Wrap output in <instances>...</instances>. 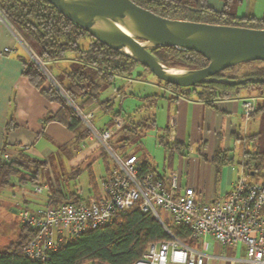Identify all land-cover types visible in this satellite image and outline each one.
I'll return each instance as SVG.
<instances>
[{
  "label": "trees",
  "instance_id": "16d2710c",
  "mask_svg": "<svg viewBox=\"0 0 264 264\" xmlns=\"http://www.w3.org/2000/svg\"><path fill=\"white\" fill-rule=\"evenodd\" d=\"M131 1L166 18L264 28V16L260 18L251 15L238 16L228 10L227 0H223L220 10L212 7L209 0ZM0 12L32 50L47 63L54 81L61 89L60 92L52 85L45 86L46 76L28 58L23 59L22 74L30 84L39 89L48 101L59 104L57 112L47 115L45 121L55 120L64 124L74 133L73 145L85 141L90 135L75 108L81 112L91 111L94 108L101 109L104 114L109 115V119L105 123L107 127L111 125L115 117L123 118L124 124L121 131L119 130L123 134L140 135L153 125V113L151 117L141 116L134 120L131 116L123 114L120 103L115 106L114 96L100 97L102 91L109 86H113L116 94L120 95V100L124 95L132 94L124 92L122 85L115 84L117 77H131L135 68L140 67L141 70L135 76L141 78L145 72L151 73L148 68L93 38L87 31L61 14L47 0H0ZM82 39H86V45L80 43ZM148 50L163 64L170 67L197 69L208 64V60L194 50L173 46L151 47ZM65 59L70 60L67 64L61 65L59 62ZM243 63L264 65L262 60ZM233 68L234 66L223 69L214 77L219 79L264 78V66L251 70L241 77L226 75ZM156 79L164 86L180 91L184 95L194 92L200 100L207 102H211L217 97L235 96L242 89H257V91L264 89V83L255 82L237 85L200 82L194 86L180 87L157 77ZM158 96L160 95L143 96V99L148 103V109L152 107ZM9 125L12 127V122ZM119 141L120 143H118ZM119 141L112 142L111 145L120 147L126 146L128 143L127 138H122ZM165 145L177 146L174 141L166 142ZM61 148L65 149L66 147L61 146ZM222 154V152L215 153L213 160L222 162ZM249 159L248 153L244 152L241 164L247 175L252 171H249ZM28 163H33L34 168L30 169ZM44 163L45 161L28 158L24 153L12 157L11 160H0V188L9 184L14 177H17L20 183L38 184V166L44 165ZM87 169L90 177L89 185L95 188L91 162H88L85 167L74 166L67 177L73 179L80 171ZM141 171L150 172L146 165L141 166ZM73 198V192L66 194L60 189H56L47 199L45 205H56ZM31 236L32 231L21 226L18 239L8 244L4 249H0V264H81L85 261L98 264H133L141 257L150 243L167 240L171 236L186 244L194 243L190 237L188 224L166 223L162 225L151 213L141 212L137 207L118 212L113 220L105 226L85 230L77 237L63 243L56 250L48 252L43 261H32L23 255V247Z\"/></svg>",
  "mask_w": 264,
  "mask_h": 264
},
{
  "label": "crops",
  "instance_id": "0c3cea01",
  "mask_svg": "<svg viewBox=\"0 0 264 264\" xmlns=\"http://www.w3.org/2000/svg\"><path fill=\"white\" fill-rule=\"evenodd\" d=\"M212 1V7L222 8L223 0ZM22 42L24 40L15 28L5 18L0 19V51L5 47L9 49L0 54V155L9 153L15 157L24 153L29 158L44 161L55 149L74 146V133L58 121H45L47 115L57 112L59 104L48 101L22 74L23 59L28 58L23 54L25 46ZM117 80L122 81L124 90L123 82L132 81L131 77H117ZM158 95L153 105L160 101L164 113L163 127H158L164 131L158 136L164 148L161 157L158 159L150 152L142 156L129 152L122 155H135L142 166L146 165L164 183L170 173L176 171L179 191L191 187L196 200L212 201L224 196L240 174L244 152L250 158V181H264L263 90L242 89L235 96L217 97L207 102L200 100L194 92L184 95L163 85V93ZM249 97L257 98L256 110L246 119L242 102ZM10 122L12 127L8 126ZM154 126L155 117L151 127ZM106 127L104 123L97 128ZM169 136H173L177 146L165 145L169 142ZM88 139L91 143L80 150L81 155L77 160L80 164L87 156L94 154L90 160L93 168L101 155L96 154L99 152L97 142ZM217 152L223 153L222 162L213 160ZM110 165L111 160L103 175ZM96 181L95 188L88 185L87 190L96 189ZM202 241L208 244L207 248L203 247ZM193 242L191 245L202 251L206 255L205 260L211 264H250L245 261L243 244L222 246L211 236H204L199 241L193 239ZM81 264L98 263L85 261Z\"/></svg>",
  "mask_w": 264,
  "mask_h": 264
},
{
  "label": "built area",
  "instance_id": "2783aa9c",
  "mask_svg": "<svg viewBox=\"0 0 264 264\" xmlns=\"http://www.w3.org/2000/svg\"><path fill=\"white\" fill-rule=\"evenodd\" d=\"M22 44L25 46L24 42ZM8 50L5 47L0 54ZM33 59L40 66L39 59ZM256 101V97H249L242 102L246 119L255 111ZM75 111L89 130L90 137H94L110 155L111 165L99 177L94 190L89 188L82 194L81 188H76L74 198L69 201L18 211L21 226L32 231L22 250L25 257L43 261L48 252L85 230L105 226L118 212L137 207L141 212L151 213L162 225L188 224L190 237L196 241L211 236L222 246L243 244L246 262L264 264V181H250L241 166L238 178L224 196L212 201L196 200L191 187L179 191L176 171L170 173L164 183L153 173L142 172V165L135 155L115 152L111 139L122 128L123 118L115 117L110 126L98 129L92 123L93 111L81 112L76 108ZM168 140L172 142L173 136ZM11 159L9 153L0 155L1 161ZM43 189L50 198L46 184H37L33 193H40ZM202 243L207 248L208 244ZM205 256L192 245L171 236L148 244L133 264H211Z\"/></svg>",
  "mask_w": 264,
  "mask_h": 264
},
{
  "label": "water",
  "instance_id": "95a60500",
  "mask_svg": "<svg viewBox=\"0 0 264 264\" xmlns=\"http://www.w3.org/2000/svg\"><path fill=\"white\" fill-rule=\"evenodd\" d=\"M47 1L93 38L145 66L165 82L180 87L200 82L264 83L263 77H214L219 71L243 62L264 61V28L166 18L131 0ZM158 46L194 50L208 64L197 69L167 66L148 50Z\"/></svg>",
  "mask_w": 264,
  "mask_h": 264
},
{
  "label": "rangeland",
  "instance_id": "374dc122",
  "mask_svg": "<svg viewBox=\"0 0 264 264\" xmlns=\"http://www.w3.org/2000/svg\"><path fill=\"white\" fill-rule=\"evenodd\" d=\"M229 3L228 10L234 12L238 16H255L256 18L264 16V0H227ZM209 3L213 4L214 1L209 0ZM22 38V37H21ZM25 43L24 55H27L28 59L34 62V58L39 59L40 66L35 63L39 69L43 72L47 79V86L52 85L57 91L60 92L59 85L54 81L50 69L47 63H45L30 47L28 43ZM81 44L86 45V39L80 41ZM70 60V59H69ZM69 60H63L59 63L61 65L67 64ZM263 64H245L240 63L234 66L232 71L226 73V75L241 77L251 70L259 67H263ZM140 67H136L133 76H131V83H125L126 94L120 100V95L116 94L113 86L106 87L100 97L114 96L115 106L120 105L123 109V114L131 116L132 119H137L141 116L151 117L154 113L155 126L145 129L140 135L133 133L123 134L120 131L115 133L112 142H117L122 138H127L128 143L126 146L114 147L117 154L124 152L136 153L137 155H143L145 152L155 155L158 159L161 157V153L164 150L163 146L160 145L158 136L163 134V130L158 127H163L164 113L161 108V102L153 105L148 109L147 102L143 99L144 95L148 94H162L163 84L157 81L156 77L148 72H145L141 78L136 77L135 74L140 71ZM117 86L122 85V81L116 80ZM257 91V89H252ZM264 91V89H263ZM92 111V110H91ZM109 119V115L103 113L99 108L93 110V125L97 128L101 127ZM82 122V121H81ZM83 124V122H82ZM92 142L97 140L94 137H90ZM90 140L85 139V143L76 144L74 146L66 147L65 149H55L54 152L47 156L44 160V165H39V180L38 184H46L49 187V192L52 194L54 190L60 189L64 193L74 192L76 188H81L82 194L86 193L87 187L90 182L89 170L80 171L79 174L71 179L67 175L70 173L71 168L74 166L85 167L94 154L87 156L85 159L78 163V156L81 155L80 150L90 144ZM120 143V141L118 142ZM81 146V147H80ZM96 149L101 154L94 162L93 168L91 167L94 177L96 180L105 172V168L110 163V155L107 151L97 143ZM101 148V149H100ZM28 158L29 156L26 155ZM43 161V160H39ZM30 169L34 168L33 163H28ZM97 182V181H96ZM37 184H31L29 182L20 183L17 177L11 179V182L4 187L0 188V249H4L8 244L18 239V234L21 229V224L18 217V211L21 208L35 209L38 207H44L47 200V192L43 189L40 193H33L34 188ZM26 191V194L23 192ZM47 195V196H46ZM214 240V239H213Z\"/></svg>",
  "mask_w": 264,
  "mask_h": 264
}]
</instances>
